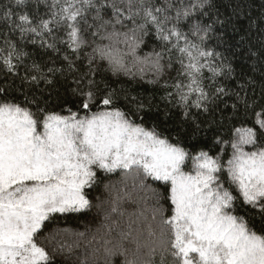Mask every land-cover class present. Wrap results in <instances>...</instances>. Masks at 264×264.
<instances>
[{
  "label": "snow or ice",
  "instance_id": "obj_1",
  "mask_svg": "<svg viewBox=\"0 0 264 264\" xmlns=\"http://www.w3.org/2000/svg\"><path fill=\"white\" fill-rule=\"evenodd\" d=\"M41 3L48 7L47 18L38 15ZM208 5L209 0L191 3L129 0L125 18L135 24L134 16H139L143 23L135 24L131 35L109 33L104 38L110 43L93 48L89 64L98 56L108 62L114 73H128L125 58L131 55L140 65V72L144 71V65L161 72V52L144 58L136 55L142 37L148 35L151 26L156 38L170 45L164 51L175 50L180 54L182 71L178 76L184 77L187 83L177 80L173 87L185 108L184 117L190 115L187 110L190 103L208 112L209 92L204 81L210 79L215 83L216 77L230 76L233 71L231 64H224L222 60L217 66L221 53L202 46L212 25L191 19L197 10L207 15L202 10ZM33 7L35 16L28 11ZM95 7L94 0H51L50 4L47 0H35L34 5L32 0H13V6H5L0 18H5L22 35L34 33L43 37L54 28L62 29L66 32L68 47L75 52L86 43L81 34V20L85 19L87 9ZM113 9L114 15L124 16L123 9L115 5ZM182 21H189L187 32L182 30ZM116 23L122 20L117 19ZM92 34L95 36L98 32ZM121 36L128 52L118 47ZM22 55L26 54L18 52L15 43L8 42L7 49H0V63L14 72V60ZM33 67L38 70L37 65ZM205 70L211 76H205ZM24 79L39 82L37 76ZM93 84L90 80L88 90H78L79 107L90 113L84 116L71 108L67 109L68 115L46 110L35 100L30 101L36 104L35 111L21 103L0 100V264H50L48 252L36 241L37 232L54 213L78 212L91 206L84 190L95 183V169L134 171L141 181L151 178L165 186V196L153 192L158 205L153 209V219L159 216L161 264L165 252L174 264H264V230L258 234L243 216L236 214L239 200L242 206L258 210L264 220V103L256 100L249 103L240 93H235L237 101L243 102L244 118L252 126L234 130L235 138L230 141L232 152L226 160L222 155L212 156L200 150L191 156L193 170L186 172L190 153L182 145L179 133L173 142L171 132L165 134L155 126L148 129L135 123L119 108L112 107L115 97L111 91L97 101ZM4 92L0 88V93ZM214 94L219 98L229 92L220 86L214 89ZM193 96L195 100L191 99ZM260 99L264 100V96ZM96 103L103 105L104 110L92 112L91 107ZM143 108L142 103L137 104V112ZM232 108L236 110L237 104ZM195 129H199V124H195ZM246 145L254 150H245ZM161 198L170 201L171 215L165 216ZM111 211L116 212L117 208L113 206ZM149 235H156L151 225ZM136 243V253L126 264H138L140 243ZM120 251L127 255L123 247ZM150 251L154 253L156 247ZM114 254L113 249L105 250L106 258Z\"/></svg>",
  "mask_w": 264,
  "mask_h": 264
},
{
  "label": "trees",
  "instance_id": "obj_2",
  "mask_svg": "<svg viewBox=\"0 0 264 264\" xmlns=\"http://www.w3.org/2000/svg\"><path fill=\"white\" fill-rule=\"evenodd\" d=\"M128 2L94 0L96 7L87 9L85 19L81 20V34L86 43L75 52L68 47V38L62 29L54 28L51 34L43 37L34 33L22 35L18 29L7 24L5 18H0V49H7L8 42H11L15 43L18 52L26 54L14 60V72H9L0 63V88L5 90L0 93V100L21 103L32 111L36 110V104L30 101L35 100L40 107L63 115L69 114V108L79 112V115L90 114L79 107L78 90H88L91 80L94 81L92 90L96 93L97 101L111 91L115 97L112 107L119 108L135 123L148 129L155 126L157 131L165 134L171 132L173 142L179 133L190 158L204 150L212 156L222 155L226 160L232 152L230 141L234 139V130L252 126L244 118L243 102L237 101L235 93H240L249 103L253 100L264 103L260 99L264 96V0H209V5L202 10L207 15H201V10H197L192 16L193 21L200 20L205 25H212L202 46L221 53L222 57L216 61L217 66L222 60L224 64H231L233 71L230 76L216 77L215 83L210 79L204 81V87L209 92L206 102L209 111L197 109L190 103L187 118L184 117L185 108L179 103L177 90L173 87L177 80L187 83L184 77L178 76V72L182 71L180 54L175 50L171 53L164 51L170 45L158 40L151 26L148 35L142 37L143 42L136 49V55L144 58L150 53L161 52V72L157 73L149 65H144V71L140 72V65L131 55L125 58L130 70L128 73H114L108 62L98 56L89 64L93 48L110 43L104 38L109 33L117 31L131 35L130 30L135 24L143 23L139 16H134L135 24L133 20L125 18L128 15ZM191 2L195 0H185V3ZM32 3L34 5L35 0ZM47 3L50 4L51 0H47ZM113 5L123 9L124 16L114 15ZM5 6L12 7L13 0H0V14ZM28 11L30 15H37L34 7ZM48 11V7L41 3L38 15L47 18ZM117 19L122 23L117 24ZM188 25L189 21H182V30L187 32ZM93 32L98 34L93 36ZM119 39L121 43L118 47L128 52L123 36ZM196 42L201 43L199 38H196ZM48 44L54 47L49 48ZM33 65H37L38 70ZM50 68L53 71L49 72ZM31 76H37L39 82L24 79ZM205 76L211 74L205 70ZM44 78L51 84L46 83ZM220 86H224L229 95L217 98L214 89ZM195 98L193 96L191 99ZM138 103H142L144 108L137 112ZM233 104H237L236 110L232 108ZM100 110H104V106L99 103L91 107L92 112ZM193 120L199 124V129H195ZM217 138L229 143L218 142ZM95 171V183L84 190L91 206L78 212L54 213L37 232L36 241L48 252L50 264H126V260L133 259L136 253L137 241L140 243L136 256L138 264H161L163 250L158 244L159 216L153 219V209L158 206L153 192L163 197L166 195L165 186L151 178L141 181L134 171ZM160 205L165 209V216L171 215L170 201L161 198ZM113 206L117 208L116 212L111 211ZM236 214L243 216L248 226L258 234L264 230V220L258 210L242 206L238 200ZM150 225L155 236L149 235ZM124 235H127L126 239ZM121 247L127 250V255L121 253ZM151 247H156L154 253L150 251ZM106 249H113L115 254L106 258ZM163 256V264H174L168 253H163Z\"/></svg>",
  "mask_w": 264,
  "mask_h": 264
},
{
  "label": "rangeland",
  "instance_id": "obj_3",
  "mask_svg": "<svg viewBox=\"0 0 264 264\" xmlns=\"http://www.w3.org/2000/svg\"><path fill=\"white\" fill-rule=\"evenodd\" d=\"M85 114H81L80 116H84ZM234 138H235V135H234ZM245 150H247V151H251V150H254L253 149V147L251 146V145H246L245 146ZM196 155V154H195ZM194 155V156H195ZM193 170V162H192V160H191V158L190 159H188L187 161H186V166H185V168H184V171H186V172H188V171H192ZM227 186V185H226Z\"/></svg>",
  "mask_w": 264,
  "mask_h": 264
}]
</instances>
